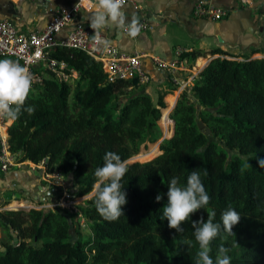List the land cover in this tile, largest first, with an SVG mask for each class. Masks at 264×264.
Masks as SVG:
<instances>
[{"label":"trees","instance_id":"obj_1","mask_svg":"<svg viewBox=\"0 0 264 264\" xmlns=\"http://www.w3.org/2000/svg\"><path fill=\"white\" fill-rule=\"evenodd\" d=\"M207 56L211 59L193 86L168 114L172 137L160 142L165 93L153 101L138 91L135 79L108 83L101 63L82 50H49V58L65 63L63 72H75L78 79L72 87L48 72L42 85L32 86L24 107L33 106L35 112L22 109L12 121L10 151L18 155V163L40 165L48 159L45 172L71 176L76 198L93 192L96 168L103 167L106 153H116L128 162L121 182L127 203L124 216L109 222L97 212L93 195L79 206L89 235L74 241L66 210H2L0 229L7 241L0 245V264H195L198 243L192 222H206L215 212L213 222L221 223L229 206L241 220L233 227L234 236L222 230L212 242L213 261L223 245L231 264H264V168L257 163L264 159V57L213 49L184 52L180 60L192 66ZM198 121L237 153L228 164L226 151L199 131ZM157 143L155 158L129 163L142 148ZM196 170L210 203L177 233L163 216L168 184L176 177L186 186Z\"/></svg>","mask_w":264,"mask_h":264},{"label":"crops","instance_id":"obj_2","mask_svg":"<svg viewBox=\"0 0 264 264\" xmlns=\"http://www.w3.org/2000/svg\"><path fill=\"white\" fill-rule=\"evenodd\" d=\"M6 1L13 5L14 10L3 6ZM25 1L0 0V17L9 19L22 32L43 27L47 23L46 0ZM200 1L228 11V16L217 22L197 17L193 11ZM21 3L23 4L20 5ZM87 11L82 10L76 19L93 33L87 21L91 13ZM125 11L129 19L135 15L148 28L136 38L127 37L122 32V36L118 38L117 28L104 30L101 35L122 54L139 56V64L150 77V81L148 84L139 85L138 91L148 94L153 101L158 94L165 93V101L166 97L176 95V103L184 88L190 89L193 86L195 77L211 59V56L199 58L190 66L186 60H180V55L184 52L220 49L233 56L264 57V0H252V4L248 6L238 0H135L134 5L125 7ZM64 35L66 33L62 32L57 39H62ZM156 60L164 62L168 68L160 67ZM71 76L78 77V74L72 72ZM32 170L34 169H30V173ZM6 174L0 173V196L7 191L15 194L23 190L25 203H30L40 194L42 198L38 197V200L43 201V196L53 192L44 191L36 182L34 187L17 186V182L6 180ZM24 176L28 182L34 181L33 175L28 176L24 172ZM2 201L3 198L0 202Z\"/></svg>","mask_w":264,"mask_h":264},{"label":"clouds","instance_id":"obj_3","mask_svg":"<svg viewBox=\"0 0 264 264\" xmlns=\"http://www.w3.org/2000/svg\"><path fill=\"white\" fill-rule=\"evenodd\" d=\"M87 21L93 30V39L110 28H119L128 37L136 38L142 29L135 15L129 19L125 11V0H94V11L87 17ZM33 81L34 76L27 67L12 59H0V120L16 121L22 109L29 115L35 112L33 106L24 107ZM103 160V167L96 168L94 172L97 178L93 185L94 204L103 219L118 221L124 216L122 208L127 203L121 182L129 170L128 162L113 152L106 153ZM257 163L260 168H264V159L257 158ZM161 199V195L156 196L157 202ZM210 199L199 171H191L186 186H181L178 178L173 177L168 184L167 204L163 207V216L169 229L177 233L184 231L182 224L190 221L192 214L208 206ZM214 217L215 212L208 216L206 222L203 218L192 222L195 241L198 243L195 264H231L229 249L223 245L219 247L214 262L211 245L222 230L228 236H234L233 227L239 224L241 215L229 206L221 214V223H214Z\"/></svg>","mask_w":264,"mask_h":264},{"label":"built area","instance_id":"obj_4","mask_svg":"<svg viewBox=\"0 0 264 264\" xmlns=\"http://www.w3.org/2000/svg\"><path fill=\"white\" fill-rule=\"evenodd\" d=\"M30 1L36 2L38 0ZM54 1L46 0L45 7L48 20L41 28L22 32L19 26L12 24L9 19L0 17V59H12L27 67L34 76L32 86L42 85L48 76V72H51L56 80L67 82L70 75L63 72L66 64L49 58L51 48L63 46L82 50L99 61L102 70L107 75L108 83L116 79H135L139 85L149 83L150 77L142 70L139 64V56L122 54L115 46L108 43L102 35L90 41V35L94 34L76 17L82 10L91 9L94 0H76L75 3L64 7L62 11L52 9ZM238 1L245 6L252 4V0ZM129 4L134 5L135 0H125V7ZM135 9H137L136 6ZM193 12L197 17H204L215 22L228 16V11L213 7L206 1L197 3ZM140 24L142 25L141 34L148 26L145 22H140ZM62 32H65L66 35L58 40L57 36ZM121 32L127 36L125 31L121 30ZM156 63L162 68H168V65L160 60H156ZM9 126V120H0V173L2 174H6L15 168L30 165L27 162L18 163V155L10 151L8 143ZM41 165L43 166V163ZM42 170L43 180L56 188V190H52L53 192L63 187L62 175L57 172L46 173L44 167ZM73 199L75 197L64 193L59 203L53 205L68 212L75 211L78 213Z\"/></svg>","mask_w":264,"mask_h":264},{"label":"rangeland","instance_id":"obj_5","mask_svg":"<svg viewBox=\"0 0 264 264\" xmlns=\"http://www.w3.org/2000/svg\"><path fill=\"white\" fill-rule=\"evenodd\" d=\"M74 1L75 0H55L52 3V9L56 10V11H62L64 7L69 6V4H73ZM25 2H28V1L26 0ZM22 4L23 3H21L20 5H22ZM3 6H5V8L14 10L13 5L9 1L3 2ZM93 11H94V2L92 3L91 9H89L87 12L92 13ZM45 18H46V22H47L48 15H46ZM76 79H78L77 76H73V77L69 76L66 83H68L72 87H74L75 86L74 80H76ZM179 89L183 90L182 88H179ZM188 89L189 88L186 87V88H184V90L182 92H184L185 90H188ZM164 103L166 105V108L163 109V112L167 113V118H168V114H169L168 112L171 111V109L173 108L174 105L172 107H168V104L166 103L165 98H164ZM163 112H162V114H163ZM9 123L11 125L12 121H9ZM159 127L162 131V139L163 138L168 139L170 137L169 131L165 130V128L161 127L160 125H159ZM198 129L200 132L204 133L207 136V138L210 142H216L222 149H224L226 151L227 156H228L227 164L231 161L233 156L237 155L236 152H232V151L227 150L226 147L224 146L223 142H221L217 139H214L211 136L210 131L205 127V125H203L199 121H198ZM171 134H172V130H171ZM157 145H158V143L156 145H148L147 149L142 148L140 154L138 156L134 157L135 158L134 160H130L129 163H134V162L144 163V162L152 160L153 158H155L160 153L158 151ZM42 168H43V166L40 164V165H26V166H23L21 168L12 169L10 172H8L6 174V180L9 179L11 181L17 182V186H22V185L29 186V185H31L32 187H34L35 182H36V185L42 186L44 188V191L50 192L53 190L52 188H54V187L49 185L47 182H45L43 180ZM30 169H34V170H32V172L30 173ZM24 172L27 173L28 176L33 175L34 177H32V178L34 179V181L31 180L32 182H28L27 178L24 176ZM61 181H62L63 187L59 188L58 191H56V192H52V193H49V195H47V196H43L44 197L43 201L38 200V197L42 198V194L38 195L35 200H31L30 203L29 202L25 203V197L23 195V190L20 192H16L15 194H12L10 192L8 193V191L4 192L3 195L0 196V201H1V198H3V201H4V202L3 201L0 202V212L2 210H5V209L6 210H17V209L28 210L31 208L35 209V210H40L43 212H47L48 210H55V209L60 210L61 208L55 207V205H53V204L59 203V201L62 199V195L64 193H67V194L75 197L74 193L76 191L75 187L71 181V176H69V177L61 176ZM90 198H91L90 195L84 196L82 198H76L75 197V199H73V200L75 201V205H76V209L78 210V213L75 211H71L69 213H74V214H69V213L66 214L67 219L70 223L69 233H70L71 239L73 241L76 240L78 235H80L82 237H88V235H89L88 226H87L85 220L82 218L81 210L79 209V206L84 205L86 203V201L89 200ZM10 204L11 205L12 204H19V205L24 204L25 207H22V208L18 207V208L10 209L9 208V206H11ZM1 205H6V206L1 207ZM0 234H1V238H0V245H1L2 242L7 241V238H6L5 233L1 229H0Z\"/></svg>","mask_w":264,"mask_h":264},{"label":"bare ground","instance_id":"obj_6","mask_svg":"<svg viewBox=\"0 0 264 264\" xmlns=\"http://www.w3.org/2000/svg\"><path fill=\"white\" fill-rule=\"evenodd\" d=\"M175 96L172 95V96L166 97V103L168 104V107H172L174 105V103H175ZM158 124L161 127H164L165 130H168L169 131V135L171 136V130H172L173 123H172L171 120H169L167 118V113L166 112L165 113L163 112V114H162V116H161ZM18 207L22 208V207H25V205L24 204H21V205H19V204H12L11 206H9L10 209H14V208H18Z\"/></svg>","mask_w":264,"mask_h":264},{"label":"water","instance_id":"obj_7","mask_svg":"<svg viewBox=\"0 0 264 264\" xmlns=\"http://www.w3.org/2000/svg\"><path fill=\"white\" fill-rule=\"evenodd\" d=\"M116 33H117L118 38H120V37L122 36V34H121V29L117 28V29H116ZM93 36H94V35H90V41L93 40ZM173 107H174V106H173ZM171 110H172V109H171ZM162 112H163V111H162ZM169 112H170V111H169ZM169 112H168V113H169ZM172 134H173V128H172ZM172 134H171V136H170L168 139H170V138L172 137ZM162 140H164V138H163ZM162 140H161V141H162ZM161 141H160V142H161ZM157 146H158V151H159V143H158ZM134 159H135V158H133V159H131V160H134ZM47 161H48V159L44 160L43 163H47ZM27 163L30 164L29 162H27ZM93 195H94L93 193L90 194L91 197H92ZM30 208H31V207H30ZM31 209H32V208H31ZM2 251H4V248H2Z\"/></svg>","mask_w":264,"mask_h":264}]
</instances>
